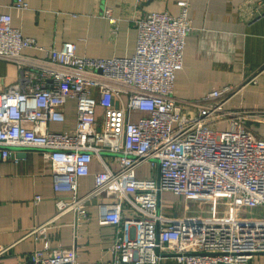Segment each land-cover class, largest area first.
Segmentation results:
<instances>
[{
	"label": "built area",
	"instance_id": "built-area-1",
	"mask_svg": "<svg viewBox=\"0 0 264 264\" xmlns=\"http://www.w3.org/2000/svg\"><path fill=\"white\" fill-rule=\"evenodd\" d=\"M254 1L263 16L264 0ZM179 4L178 16L161 11L135 18L134 54L109 59L77 55L70 42L46 50L44 58L25 54L43 48L12 25L10 14L0 13V60L18 67L11 84L0 77L1 159L17 161L13 148L43 151L54 219L71 213L78 225L94 207L98 224L114 232L111 260L82 263L76 245L51 248L54 219L48 220L29 232L43 248L24 264H161L165 254H174L169 258L178 264H250L264 253V217L244 215L264 206V131L248 125L264 123V110L232 103L257 79L211 91L184 109L173 96L174 81L193 28L187 3ZM10 7L29 8L25 0ZM105 14L115 34L118 21ZM69 100L75 102L74 128L52 129L67 122ZM93 162L100 170L91 173ZM144 164L150 175L139 178ZM89 176L93 186L80 194V181ZM165 193L211 211L168 214ZM10 247L0 246V256Z\"/></svg>",
	"mask_w": 264,
	"mask_h": 264
},
{
	"label": "crops",
	"instance_id": "crops-1",
	"mask_svg": "<svg viewBox=\"0 0 264 264\" xmlns=\"http://www.w3.org/2000/svg\"><path fill=\"white\" fill-rule=\"evenodd\" d=\"M12 1L0 0V13L10 14L12 25L43 48L28 49L25 54L44 58L46 50L59 49L70 42L75 44L77 55L100 59L132 56L137 42L133 20L145 12L167 11L178 16L179 3L185 2L193 29L186 37L183 68L175 76L174 98L189 110L195 100L211 91L240 86L256 77L257 82L245 85L232 103L264 110V15L258 16L254 0H25L29 7L25 11L11 8ZM108 10L118 21L115 34L105 14ZM17 74L14 63L0 60V77H4L5 85L14 82ZM75 119V102L69 100L67 122L51 128L72 130ZM248 125L258 134L264 131V123ZM99 170L100 165L93 162L91 173ZM149 175L147 164L137 170L139 178ZM92 186V176L81 179L79 193ZM54 199L43 151L29 148L26 156L17 161L0 157V246H11L8 253L0 256V264H24L33 250L43 248V240L37 241L33 234H28L54 219ZM175 200L181 205L172 208ZM161 203L166 213L180 216L198 215L187 212V208L202 211V215L211 211L197 203L185 205L181 198L167 193L162 194ZM89 215L87 222L78 225L71 213L55 218L48 230L51 248L76 245L77 260L82 263L111 260L113 228L98 224L94 207ZM244 215L264 217V206L247 209ZM161 264L178 262L166 257ZM250 264H264V253L255 255Z\"/></svg>",
	"mask_w": 264,
	"mask_h": 264
},
{
	"label": "water",
	"instance_id": "water-1",
	"mask_svg": "<svg viewBox=\"0 0 264 264\" xmlns=\"http://www.w3.org/2000/svg\"><path fill=\"white\" fill-rule=\"evenodd\" d=\"M11 150L16 151L15 155H12V158H17V159H21L24 158L26 156V152L29 150L28 148H13ZM166 257H174V254H165Z\"/></svg>",
	"mask_w": 264,
	"mask_h": 264
},
{
	"label": "rangeland",
	"instance_id": "rangeland-1",
	"mask_svg": "<svg viewBox=\"0 0 264 264\" xmlns=\"http://www.w3.org/2000/svg\"><path fill=\"white\" fill-rule=\"evenodd\" d=\"M175 205L178 203L177 202V200H175ZM210 205H207V207L210 209L211 208V206L209 207ZM178 207V206H177ZM187 212H189V213H191V214H198V212L197 211H190V210H187Z\"/></svg>",
	"mask_w": 264,
	"mask_h": 264
}]
</instances>
